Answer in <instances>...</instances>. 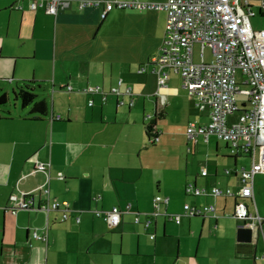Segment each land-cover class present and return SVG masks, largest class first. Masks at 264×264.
<instances>
[{
	"label": "crops",
	"instance_id": "crops-1",
	"mask_svg": "<svg viewBox=\"0 0 264 264\" xmlns=\"http://www.w3.org/2000/svg\"><path fill=\"white\" fill-rule=\"evenodd\" d=\"M66 1L50 14L31 9L29 0H0V87L4 81L35 80L50 105L41 118L16 107L10 118L0 119V264H264V222L253 230L252 241L241 240L244 220L230 215L236 196L185 189L194 181L238 191L250 157L232 155L229 144L216 137L190 141L189 122L207 123L210 108L197 107L179 72L171 70L159 88L156 73L139 71L160 51L166 10L106 12L108 0H87L85 6L84 0ZM258 2L252 0L254 25L263 28ZM88 85L101 86L106 99L102 92H87ZM128 86L132 93H126ZM156 110L164 111L158 148L147 144L144 127L145 116ZM172 141L189 159L177 173L157 154ZM204 168L206 176L200 174ZM156 195L166 201L146 227L143 213L153 211ZM254 195V202L242 200L264 216L262 172L255 174ZM24 197L34 206L65 202L68 217L63 219L62 209L13 213ZM186 203H213L216 214L189 216ZM128 204L143 212L140 222L130 211L110 226L95 213ZM175 213L179 222L170 217ZM35 230H47L48 241L35 238Z\"/></svg>",
	"mask_w": 264,
	"mask_h": 264
},
{
	"label": "built area",
	"instance_id": "built-area-1",
	"mask_svg": "<svg viewBox=\"0 0 264 264\" xmlns=\"http://www.w3.org/2000/svg\"><path fill=\"white\" fill-rule=\"evenodd\" d=\"M29 7L45 8L46 12L56 14L59 8L67 5L66 0H29ZM88 2L84 0L82 6ZM99 4V2H95ZM260 12L264 14V0H259ZM18 8L22 5L18 3ZM120 9H164L167 12L165 36L159 53L150 60V66L144 64L140 72L149 70L157 72L159 88L165 86L171 70L179 72L182 84L189 95L194 97L195 104L200 109L210 108V120L205 123L190 121L187 136L190 141L197 142L199 138L209 141L211 137L227 142L231 154L250 157V167L242 166L241 176L243 186L234 191L231 188L213 186L208 189L195 185L194 181L186 184V192L195 195L211 194L214 196H236L233 211L230 215L241 218L247 226L253 229L262 226L264 216L256 210L252 212L244 198L255 201L254 177L258 172L264 173V27L256 28L252 18L257 14L252 0H167L152 2L146 0H108L106 12L113 8ZM106 12L102 17L106 16ZM199 45V59H195V46ZM211 49V60L206 59L205 50ZM238 71L242 79L238 80ZM68 89H72L68 85ZM89 93H106L101 86L86 87ZM117 92V89H114ZM119 92V91H118ZM126 93H132L128 86ZM238 96L241 99H238ZM93 98L89 104H93ZM237 113L233 121L229 116ZM159 138L157 137V140ZM50 165V164H49ZM38 167L45 170V164ZM201 175L208 174L202 169ZM57 176L64 178L62 171ZM46 192L48 188H44ZM33 199V198H32ZM18 206H13L12 212L19 209L34 207L33 200L24 197ZM166 201L163 196L156 195L152 212L132 211L131 204L125 209L113 206L107 210H96L98 216H103L110 226L118 225L124 212L135 213V221L140 222L141 214H145V226L152 221L151 216L159 214L160 203ZM41 210H64L63 219L68 217L67 204L60 201L43 202L38 205ZM213 203L204 206L184 205V214L199 215L216 214ZM175 222L180 221V214L170 215ZM79 220V218H78ZM33 236L48 241V231H34Z\"/></svg>",
	"mask_w": 264,
	"mask_h": 264
},
{
	"label": "trees",
	"instance_id": "trees-1",
	"mask_svg": "<svg viewBox=\"0 0 264 264\" xmlns=\"http://www.w3.org/2000/svg\"><path fill=\"white\" fill-rule=\"evenodd\" d=\"M146 65L150 66V61ZM143 72H148V73H153V74L157 73V72H153V71H149V70H145ZM156 75L158 77V74H156ZM40 86H41V83H38L35 80H30L26 83H22L20 85H17V88L13 89V91L16 95V98H19L21 100L23 107L30 106L29 113L33 115L34 119L35 118H41L42 116L47 115L48 111H49V107H50L49 102L47 101L46 98H38V91L37 90L40 88ZM67 88H68V86H67ZM9 99H10L9 93L8 92H2V89L0 88V106L6 104L9 101ZM10 117H11V111L10 110H8L7 112H3V113L0 112V119L10 118ZM163 117H164V111L163 110H156L155 113H153L151 116H145L144 127H145V135L148 138V140H147L148 145L149 144H156L157 141L160 139V130H158L157 126H158V122ZM157 137L159 138L158 140H157ZM234 156H237V155H234ZM215 186H217V185H215ZM208 189H210V188H208Z\"/></svg>",
	"mask_w": 264,
	"mask_h": 264
},
{
	"label": "rangeland",
	"instance_id": "rangeland-1",
	"mask_svg": "<svg viewBox=\"0 0 264 264\" xmlns=\"http://www.w3.org/2000/svg\"><path fill=\"white\" fill-rule=\"evenodd\" d=\"M259 17H262V16L259 15ZM252 22H253L252 25H254L256 22V19L254 17L252 18ZM254 26L256 27V25H254ZM198 54H199V45L197 44L195 46V59H199ZM205 55H206L207 60H211L212 53H211V49L209 47L206 48ZM1 87L0 88L2 89V92H8L9 96H10L9 101L6 104L0 106V112L1 113L7 112L8 110H14V109L16 110V107H17V109L24 110V113H28L30 111V106L23 107L21 100L19 98H16V95H15L13 89L17 88V85L9 84V83H6L4 81V82H2ZM37 91H38V98H41V96H43L42 92H40L39 89ZM238 99L240 100L241 97L238 96ZM236 116H237V113L234 115L233 114L230 115L229 121L230 122L233 121L236 118ZM147 140H148V138L146 137V142L148 143ZM149 146H156V148H158L159 143L157 142L156 144H149ZM186 147H187V145H186ZM180 151H181V146L177 142L172 141V142H168L167 145L164 147V149L162 151H158L157 154L163 155L164 156V159H163L164 163L167 166L171 167V170L174 173H177L182 169V167H185V165L187 164L186 163L187 160H189L187 156H186L187 157V159H186L182 153L180 154ZM161 158H163V157H161ZM247 160H249V159H247Z\"/></svg>",
	"mask_w": 264,
	"mask_h": 264
},
{
	"label": "water",
	"instance_id": "water-1",
	"mask_svg": "<svg viewBox=\"0 0 264 264\" xmlns=\"http://www.w3.org/2000/svg\"><path fill=\"white\" fill-rule=\"evenodd\" d=\"M195 183V182H194ZM195 185H197L196 183H195ZM30 209H37V210H41L39 207H37V206H34V207H32V208H30ZM239 230H243V231H245L244 233H245V235H244V238H242V237H240L239 239H241V240H244V241H252V233H253V230H255V229H253L252 227H250V226H247L246 225V223L245 222H243V224L241 225V227H240V229ZM240 232V231H239ZM151 236H152V238H154L155 237V233H152V234H150Z\"/></svg>",
	"mask_w": 264,
	"mask_h": 264
}]
</instances>
